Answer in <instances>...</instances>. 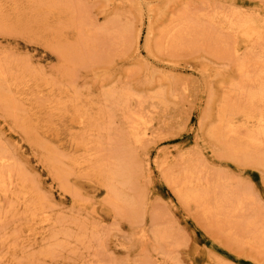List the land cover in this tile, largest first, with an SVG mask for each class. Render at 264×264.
<instances>
[{"label":"rangeland","instance_id":"1","mask_svg":"<svg viewBox=\"0 0 264 264\" xmlns=\"http://www.w3.org/2000/svg\"><path fill=\"white\" fill-rule=\"evenodd\" d=\"M247 15L264 0H0V264H264V143L222 122L264 81L227 29Z\"/></svg>","mask_w":264,"mask_h":264},{"label":"bare ground","instance_id":"2","mask_svg":"<svg viewBox=\"0 0 264 264\" xmlns=\"http://www.w3.org/2000/svg\"><path fill=\"white\" fill-rule=\"evenodd\" d=\"M72 3V2H71ZM44 4V3H43ZM75 8V7H74ZM74 8H73V10H74ZM70 9V8H69ZM72 10V11H73ZM78 13V12H77ZM237 14H239L238 12H237ZM244 16V15H243ZM247 16H249V15H247ZM242 17V16H241ZM241 17H238V20L237 21H228L229 22V27L227 28V29H229V30H231V31H233L234 33H236L237 34V36H240L241 37V39H242V42L246 45V46H249L250 44H252V46H250V47H256V48H258V45L260 44V43H262V42H264V20H260L259 18H257V17H255V18H253L252 16L250 17H246V18H241ZM183 19V18H182ZM190 27V26H189ZM184 32V31H183ZM185 33V32H184ZM180 35V34H179ZM185 35H187L186 33H185ZM175 38H176V36H175ZM179 38V37H178ZM180 39V38H179ZM173 40V39H172ZM220 41V40H219ZM174 42V41H173ZM72 44V43H71ZM177 44V43H176ZM219 44V43H218ZM263 44V43H262ZM261 44V45H262ZM244 45V46H245ZM260 46V45H259ZM261 47V46H260ZM262 47H263V45H262ZM246 49V48H245ZM253 49V48H252ZM261 49V48H260ZM263 49H264V47H263ZM262 49V52H264V50ZM226 50L227 51H229L230 50V48L229 49H227L226 48ZM246 50H248V49H246ZM255 50V49H254ZM231 51V50H230ZM256 51H257V49H256ZM261 51V50H260ZM88 52V51H87ZM236 53L235 54H237L238 52H239V50L238 49H236V51H235ZM232 53V52H231ZM80 54V53H79ZM262 54V53H261ZM239 55V54H238ZM262 55H264V53L262 54ZM229 56H231V55H229ZM235 56V55H234ZM13 57V56H12ZM233 57V56H232ZM262 58H264L263 56H261V59ZM257 59H259V58H257ZM260 59V60H261ZM66 61V60H65ZM264 60L262 59V62H263ZM4 62V61H3ZM259 65V64H258ZM241 66L243 67V64H241ZM241 66H240V70L242 69L241 68ZM245 66V65H244ZM262 66H264V64L262 65ZM2 67V66H1ZM1 67H0V71H1V73H0V77H3L4 76V73H2V70H1ZM255 67V66H254ZM257 67V66H256ZM259 67V66H258ZM258 67H257V69L255 70L256 71V73L257 72H259V70H260V68H259V70H258ZM250 68H252V67H250ZM3 69V68H2ZM261 69H264V67L263 68H261ZM239 70V71H240ZM245 70V68L243 67V71ZM258 70V71H257ZM255 71H253V72H255ZM246 72H248V71H246ZM245 72V73H246ZM249 72H250V70H249ZM244 72H242V74H243ZM244 73V74H245ZM262 73V72H261ZM9 74V73H8ZM247 74V73H246ZM253 75H255V73H252ZM263 74H264V71H263ZM262 74V75H263ZM257 75H259V74H257ZM256 75V78H259V76H257ZM261 75V76H262ZM244 76H246V75H244ZM248 76V75H247ZM251 76H249V78H250ZM263 77V76H262ZM247 79V78H246ZM248 80V79H247ZM257 80V79H256ZM263 80V79H262ZM245 81V80H244ZM251 82L253 81V79L252 80H250ZM249 81V82H250ZM241 86V85H240ZM256 86L257 87H255V89L254 90H252L251 88H249L250 89V93L248 94L249 95V97H248V101H249V104H247V103H245V105H247L248 107H244V108H241L240 107V109H236V114H237V116L239 115V116H242V118H243V122H242V124H243V126L242 127H245L244 128V130L246 129V131H247V133H245L244 134V132L243 133H241V134H244L245 135V137H242V136H244V135H240V138L241 139H238V137H237V140L238 141H236V134H238V132L236 131L237 129H238V131L240 130V131H242L241 129H239V128H236V130H235V127H237V125L235 126V124H234V122L233 121H235V119L233 120V118H228L227 117V113H223L224 114V116H223V119H222V122H223V124L225 125V134L226 133H229V134H235V136L233 137L232 135H230L232 138H234V140L232 141L231 139H230V136H228L229 137V140H231V143L235 146L236 145V142L238 143L239 141V143H242V145L241 144H239V145H241L240 146V150H245L246 152L247 151H250V150H248V149H251V148H253V147H260L263 143H264V110H260V111H258L257 109H256V111H255V108H252V106H254V105H256L257 103H260V105H261V103L263 104L264 103V81H258V84H256ZM242 87V86H241ZM238 88V87H237ZM239 89H240V87H239ZM238 89V90H239ZM242 90H243V88H241ZM240 89V90H241ZM245 89V88H244ZM241 90V92H243V94H242V96H241V94H240V96L242 97V98H245V95L246 94H244V91H242ZM245 91H247V89L245 90ZM235 92H236V90H235ZM237 93V92H236ZM128 95V94H127ZM243 95H244V97H243ZM3 96V95H2ZM1 96V97H2ZM113 96V95H112ZM4 97V96H3ZM124 97V96H123ZM123 97H120L119 98V100L120 99H122ZM110 98H112V97H109V99ZM126 98V97H125ZM242 98H241V100H242ZM7 99V98H6ZM4 100V101H8V99L7 100ZM240 99V98H239ZM111 100V99H110ZM117 100V99H116ZM125 100H127V99H124V101ZM246 101H247V98H246ZM9 102V101H8ZM114 102V101H113ZM244 102H245V100H244ZM122 103V102H121ZM125 103V102H124ZM241 103H243V101H241ZM240 103V104H241ZM118 104V103H117ZM239 104V103H238ZM114 105V104H113ZM242 105H244V104H242ZM244 105V106H245ZM251 105V106H250ZM125 106V105H124ZM123 106V107H124ZM239 106V105H238ZM250 106V107H249ZM264 106V105H263ZM117 107V106H116ZM119 107V106H118ZM225 107V106H224ZM227 107V106H226ZM225 107V108H226ZM243 107V106H242ZM256 107H258V106H256ZM234 108V107H233ZM227 109V108H226ZM259 109V108H258ZM263 109V108H262ZM81 110V109H80ZM227 110H225V111H223V112H226ZM229 112H230V109L228 110ZM232 113H233V111H232ZM79 115V114H78ZM110 115V114H109ZM234 115H235V113H234ZM238 116V117H239ZM233 117V116H232ZM84 118V117H83ZM235 118H237L236 116H235ZM102 119V118H101ZM238 119V118H237ZM132 120V119H131ZM129 122V121H128ZM132 122H134V121H132ZM221 122V121H220ZM237 122V121H236ZM241 122V121H240ZM86 123V122H85ZM81 124H82V121H81ZM101 124V123H100ZM236 124H238V122L236 123ZM85 125V124H84ZM111 125V124H110ZM131 125V124H130ZM235 126V127H234ZM239 127V126H238ZM84 128H85V126H84ZM105 128V127H104ZM139 128H141V127H139ZM221 128H223L222 127V125H221ZM130 129V128H129ZM86 130V129H85ZM93 130V129H92ZM224 130V129H223ZM223 130H222V132H223ZM243 130V131H244ZM236 131V132H235ZM218 132H220L219 130L218 131H216V135L217 136H219V137H221V138H219V139H223L222 138V136H223V134H220V133H218ZM130 133V135H131V137L134 139V141L136 142V143H141L143 140H145V139H147L148 137H151L153 134L152 133H150L149 132V130L148 129H145V130H139V129H137V128H135V127H132V131L131 132H129ZM86 134V133H85ZM219 134V135H218ZM227 135V134H226ZM128 137H129V135H128ZM226 137V136H225ZM132 138H129L130 140L132 139ZM150 140V139H149ZM224 140V139H223ZM227 140L228 139H225V142H227ZM229 142V141H228ZM227 142V143H228ZM235 142V143H234ZM143 143V142H142ZM230 143V142H229ZM228 143V144H229ZM227 144V145H228ZM226 145V146H227ZM230 145V144H229ZM233 145H231V148H233ZM238 144H237V147H234L233 149H234V151L236 150L235 148H237V150H238ZM250 147V148H249ZM258 147V148H259ZM262 147V146H261ZM245 148H248V149H245ZM263 149H264V147H263ZM262 149V150H263ZM230 150V149H229ZM238 152H240V151H238ZM233 153V152H232ZM125 158V157H124ZM9 159L6 157V155H4V156H0V185H3L4 183H5V179H6V176H5V174H6V168L8 167L7 165H8V163H9ZM125 163V162H124ZM121 166H123V165H121ZM123 168V167H122ZM60 171V170H59ZM120 170H118L117 169V172H119ZM117 172L115 173L114 172V174H115V176H116V178L114 177L113 178V183H111V184H109L108 186H109V188H110V190L112 191L111 192V194L114 196V200L113 201H115L116 199L118 200V198H120V202L119 203H121V197H120V193L119 192H117L118 190H117V188L115 187L116 185H115V181H117V182H122V183H125V180H121L122 178H123V174H118L117 175ZM122 172H124V171H122ZM9 174H10V178H11V171L10 172H8ZM121 173V172H120ZM120 175L122 176V177H120ZM188 175V174H187ZM187 175H186V177H187ZM193 175V174H192ZM124 178H126L125 176H124ZM129 179V178H128ZM127 179V180H128ZM7 181V180H6ZM7 183V182H6ZM110 183V182H109ZM125 185V184H124ZM119 186V185H118ZM2 187H7L6 185L5 186H2ZM119 188V187H118ZM180 189V188H179ZM122 191V190H121ZM188 192V191H187ZM194 195V194H193ZM200 195V194H199ZM206 196V195H205ZM199 199H200V197H198ZM224 198V197H223ZM203 199V198H202ZM225 199V198H224ZM116 200V201H117ZM223 200V199H222ZM122 201H123V199H122ZM125 201V200H124ZM204 201V200H203ZM228 201V200H227ZM230 202V201H229ZM125 203V202H124ZM239 204H240V202H239ZM239 204H237V205H239ZM207 206V205H206ZM221 206V205H220ZM224 206H225V204H224ZM227 206V205H226ZM235 206V205H234ZM241 207V206H240ZM236 209V208H235ZM219 210V209H218ZM219 212V211H218ZM255 223V222H254ZM257 223V222H256ZM259 223V222H258ZM257 225V224H256ZM251 227H255L254 226V224L253 223H251ZM264 227V226H263ZM256 228H258L257 226H256ZM260 229V228H259ZM261 229H263V228H261ZM255 231H257V230H255ZM254 231V232H255ZM259 231V230H258ZM161 233V232H160ZM164 233V232H163ZM256 233V232H255ZM159 234V233H158ZM165 234V233H164ZM164 234H162V235H164ZM259 234H262V233H259ZM255 235V234H254ZM258 236V235H257ZM261 237V236H260ZM168 237H166V238H164V239H167ZM254 238V237H253ZM263 238V237H262ZM161 239H162V237H161ZM255 241V240H254ZM262 242V241H261Z\"/></svg>","mask_w":264,"mask_h":264}]
</instances>
